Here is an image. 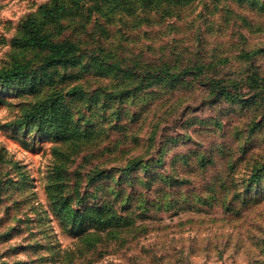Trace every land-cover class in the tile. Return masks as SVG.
<instances>
[{
	"label": "rangeland",
	"instance_id": "rangeland-1",
	"mask_svg": "<svg viewBox=\"0 0 264 264\" xmlns=\"http://www.w3.org/2000/svg\"><path fill=\"white\" fill-rule=\"evenodd\" d=\"M139 3L0 0V73L25 67L0 79V264H264V0ZM27 17L73 57L44 67ZM52 94L91 137L26 119Z\"/></svg>",
	"mask_w": 264,
	"mask_h": 264
},
{
	"label": "trees",
	"instance_id": "trees-1",
	"mask_svg": "<svg viewBox=\"0 0 264 264\" xmlns=\"http://www.w3.org/2000/svg\"><path fill=\"white\" fill-rule=\"evenodd\" d=\"M140 3L139 5L141 6H154V5H161V2L168 3L171 0H139ZM181 0H175L178 4L176 5H182L180 3ZM184 3L189 1V0H183ZM56 4L49 6V9L44 11V14H50L52 11H57L59 10L58 5L55 6ZM173 6V5H172ZM171 6V7H172ZM48 7V6H47ZM62 7V6H61ZM162 11H166V9H163ZM47 16V15H46ZM24 37V40L28 44H36L40 48L45 49L47 51V55L44 58L43 66H49L51 64H57L62 61H65L68 57L69 54L73 57V54H75L74 49L76 48V45L69 40H65L64 42H51L48 41L47 38L41 33V27L36 23L34 19L31 17H27L25 21L23 22L22 26V35ZM74 51V52H73ZM71 62V61H70ZM120 63L118 61L112 62V63H107V66L110 67L109 69L113 70H119L121 69V66L119 65ZM140 62L134 63L131 67H127V71L131 75H141V79H147L148 80V85L153 84L156 81L159 80H173L175 77L178 75V72L176 71H171L170 68L167 67H162V66H157L155 64H150V63H144V69L139 71L138 70V65ZM163 68V69H162ZM189 69H184L182 72L188 71ZM191 70V69H190ZM199 72H204L203 68L198 67ZM25 71V67L23 65H18L10 70L6 71H1L0 73V79L3 78L6 82L12 81L15 78H19L23 75ZM29 72V71H28ZM219 82H222V78H216ZM226 82V80H225ZM235 84L229 83V84H224V86H232ZM127 89L128 87H123L116 91L115 93L113 92H107L106 95L108 96L109 99H118V100H123L127 96ZM59 94L58 92L56 95ZM68 94H75L72 91H70ZM55 94L48 95L44 99L37 101V103L34 105V107L31 110L25 111V116L26 119L29 121H36V123L41 127V129L46 130L49 128V131L51 132L52 135L58 136L61 141H66L70 139H87L93 135L92 131L87 130H80V129H71L63 127V124L68 121L69 117V110L68 113L63 114L59 111V109H54L55 105L60 108V105L58 103L57 96ZM97 101V97H96ZM49 107L48 109H46ZM53 108V111L52 109ZM49 112V117L46 115V112ZM115 110L114 112H116ZM40 116V119L36 120ZM118 118L121 117L120 113L117 115ZM67 131V132H66ZM57 166V165H56ZM55 166V167H56ZM96 179V177H93ZM95 212L98 211L97 208H94ZM69 212L71 216H74V220H76V211L73 209H69ZM91 220V218H89Z\"/></svg>",
	"mask_w": 264,
	"mask_h": 264
}]
</instances>
